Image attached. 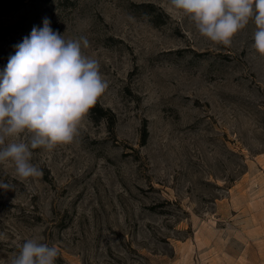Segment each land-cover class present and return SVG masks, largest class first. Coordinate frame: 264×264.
I'll use <instances>...</instances> for the list:
<instances>
[{
    "label": "rangeland",
    "instance_id": "obj_1",
    "mask_svg": "<svg viewBox=\"0 0 264 264\" xmlns=\"http://www.w3.org/2000/svg\"><path fill=\"white\" fill-rule=\"evenodd\" d=\"M0 264H264V0H0Z\"/></svg>",
    "mask_w": 264,
    "mask_h": 264
},
{
    "label": "trees",
    "instance_id": "obj_2",
    "mask_svg": "<svg viewBox=\"0 0 264 264\" xmlns=\"http://www.w3.org/2000/svg\"><path fill=\"white\" fill-rule=\"evenodd\" d=\"M45 2H51L53 0H42ZM92 89V88H90ZM94 91V90H93ZM101 94L99 92H92V103L90 105L93 112L97 113L98 116H103L106 113L103 108L99 105ZM148 133V132H146Z\"/></svg>",
    "mask_w": 264,
    "mask_h": 264
}]
</instances>
